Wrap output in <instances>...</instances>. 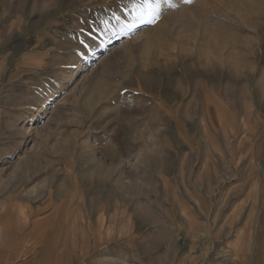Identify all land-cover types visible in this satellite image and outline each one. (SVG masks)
Returning a JSON list of instances; mask_svg holds the SVG:
<instances>
[{"label": "rangeland", "instance_id": "374dc122", "mask_svg": "<svg viewBox=\"0 0 264 264\" xmlns=\"http://www.w3.org/2000/svg\"><path fill=\"white\" fill-rule=\"evenodd\" d=\"M140 3L0 0V264H264V0Z\"/></svg>", "mask_w": 264, "mask_h": 264}, {"label": "snow or ice", "instance_id": "6c2138e0", "mask_svg": "<svg viewBox=\"0 0 264 264\" xmlns=\"http://www.w3.org/2000/svg\"><path fill=\"white\" fill-rule=\"evenodd\" d=\"M138 7L141 16V22L147 17L148 22H153L159 16L160 0H141Z\"/></svg>", "mask_w": 264, "mask_h": 264}, {"label": "bare ground", "instance_id": "6f19581e", "mask_svg": "<svg viewBox=\"0 0 264 264\" xmlns=\"http://www.w3.org/2000/svg\"><path fill=\"white\" fill-rule=\"evenodd\" d=\"M156 31V30H155ZM159 33V35H160V31L158 32ZM155 34H157V32H155V33H153V35H155ZM164 33H161V35H163ZM30 214V213H29ZM69 215V214H68ZM30 216V215H29ZM253 246V245H252Z\"/></svg>", "mask_w": 264, "mask_h": 264}, {"label": "crops", "instance_id": "0c3cea01", "mask_svg": "<svg viewBox=\"0 0 264 264\" xmlns=\"http://www.w3.org/2000/svg\"><path fill=\"white\" fill-rule=\"evenodd\" d=\"M55 264H58L57 262Z\"/></svg>", "mask_w": 264, "mask_h": 264}]
</instances>
